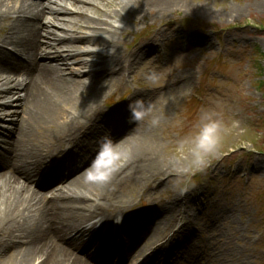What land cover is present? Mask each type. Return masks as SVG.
<instances>
[{"label": "bare ground", "instance_id": "obj_1", "mask_svg": "<svg viewBox=\"0 0 264 264\" xmlns=\"http://www.w3.org/2000/svg\"><path fill=\"white\" fill-rule=\"evenodd\" d=\"M58 1L0 0V116L9 112L16 95L19 108L3 139L7 148L0 146V235L17 240L9 246L0 238V264H208L190 249L186 228L191 224L178 225L179 212L169 217L170 212L158 210L156 216L154 209L136 210L118 195L127 181L140 176L129 160L104 186L83 179L102 137L140 158L157 140L145 124L130 122V101L115 111L103 109L101 102L110 85L125 78L132 61L152 48L145 43L124 56L119 32L145 11L163 9V0H105L104 8L94 0H61L80 4L82 12L55 7L62 6ZM257 6L264 11V2ZM90 7L97 17L85 11ZM76 18H83L91 33L74 35L69 24ZM56 24L61 29H54ZM8 44L15 53L6 49ZM80 44L100 49L80 52ZM53 54L57 57L46 60ZM189 81L183 77L175 83L183 91ZM133 97L150 102V95ZM142 160L144 168L152 162ZM153 173L169 171L152 170L141 178L149 180L146 175ZM114 214H120L121 224H115ZM147 216L156 224L146 223ZM173 248L179 249L178 257Z\"/></svg>", "mask_w": 264, "mask_h": 264}, {"label": "rangeland", "instance_id": "obj_2", "mask_svg": "<svg viewBox=\"0 0 264 264\" xmlns=\"http://www.w3.org/2000/svg\"><path fill=\"white\" fill-rule=\"evenodd\" d=\"M94 1L96 7H105V0ZM168 2L163 0L161 10H148L127 21L124 31L118 34L124 56L145 43L152 48L132 61L125 78L110 85L101 107L115 111L140 93L150 95L148 101L165 118L160 127L146 126L157 140L143 150L144 156L133 157L135 154L127 151L131 170L140 172V176L127 181V187L118 195L132 201L136 210L154 209L156 216L158 210L170 212L169 217L179 212L178 225L191 224L186 228L191 236L189 246L206 257L204 263L264 264V11L257 6L264 0ZM58 3L62 6H54L84 11L80 4ZM85 11L93 18L98 15L94 7ZM76 20L69 24L76 30L74 35L89 34L84 19ZM53 28L60 27L56 24ZM79 46L80 52L100 49L89 44ZM6 49L16 52L13 44L6 45ZM69 51L66 47L64 56ZM56 57L53 54L46 60ZM153 71L159 77L154 84L146 79ZM183 77L190 81L180 91L175 82ZM17 97L11 101L9 112L0 116L4 120L0 123L4 127L0 128L2 148H7L3 139H8L13 114L19 109ZM201 110H215L222 115L225 131L221 144L207 167L178 178L174 141L193 131ZM144 158L152 161L147 168ZM167 169L168 175L153 177V173L146 175L149 180L141 178L143 173ZM150 219L147 216L145 222L156 224L157 219ZM113 220L115 224L122 222L120 214H114ZM1 237L9 246L17 242L4 238L5 233ZM4 247L7 252L8 246ZM172 251L178 257L179 249Z\"/></svg>", "mask_w": 264, "mask_h": 264}, {"label": "clouds", "instance_id": "obj_3", "mask_svg": "<svg viewBox=\"0 0 264 264\" xmlns=\"http://www.w3.org/2000/svg\"><path fill=\"white\" fill-rule=\"evenodd\" d=\"M146 79L156 83V72H151ZM130 122L145 124L148 128H157L165 118L157 114L151 102L143 99L132 100L128 104ZM225 131V121L215 110H201L193 131L177 138L173 145L174 159L178 178L189 177L196 171L207 167L209 159L216 154ZM129 158V153L114 143L109 136L97 142V149L83 179L86 184L104 186L113 178Z\"/></svg>", "mask_w": 264, "mask_h": 264}]
</instances>
